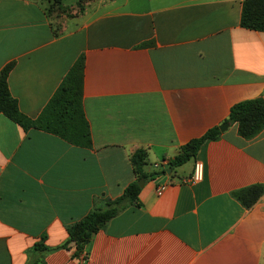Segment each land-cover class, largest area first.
I'll return each mask as SVG.
<instances>
[{
    "label": "crops",
    "instance_id": "obj_1",
    "mask_svg": "<svg viewBox=\"0 0 264 264\" xmlns=\"http://www.w3.org/2000/svg\"><path fill=\"white\" fill-rule=\"evenodd\" d=\"M241 2L86 0L66 4L56 28L40 0H0V68L12 63L18 110L36 117L81 54L91 138L75 146L0 114V264H264V191L247 208L231 195L264 184V127L246 140L228 122L193 158L143 181L138 205L94 232L85 255L59 247L68 225L135 179L136 148L152 169L233 103L264 99V32L239 25Z\"/></svg>",
    "mask_w": 264,
    "mask_h": 264
},
{
    "label": "trees",
    "instance_id": "obj_2",
    "mask_svg": "<svg viewBox=\"0 0 264 264\" xmlns=\"http://www.w3.org/2000/svg\"><path fill=\"white\" fill-rule=\"evenodd\" d=\"M84 1L86 0H76L75 6L78 10L82 9ZM54 3L60 11L64 10L65 12L67 8H70L63 4L62 0H54ZM54 3L52 2V6ZM44 12L46 14L47 8H44ZM239 25L246 29L264 32V0H242ZM11 66L10 62L0 68V114L23 129H39L56 135L69 144L90 147L89 125L82 108V55L79 54L72 62L57 88L34 118H29L18 110L15 99L8 91L6 77ZM224 122L235 123L236 133L243 139L253 138L264 127V99L257 96L233 103L228 109ZM219 133L220 130L216 125L208 128L200 136L182 144L178 148L177 154L168 160L167 168L172 170L193 158L204 140L214 138ZM129 162L135 179L127 183L118 196L104 199L102 205L90 209L80 219L68 225L66 241L59 247H66V243L71 242L73 256L85 255L86 246L94 232L102 229L111 217L128 205H138L139 186L136 184V180L146 181L165 173V169H148L146 167V152L143 148H136L130 154ZM263 191L264 184H252L232 191L231 195L242 207L247 208ZM33 250L46 252L49 249L41 247L40 244H34Z\"/></svg>",
    "mask_w": 264,
    "mask_h": 264
},
{
    "label": "built area",
    "instance_id": "obj_3",
    "mask_svg": "<svg viewBox=\"0 0 264 264\" xmlns=\"http://www.w3.org/2000/svg\"><path fill=\"white\" fill-rule=\"evenodd\" d=\"M168 164L167 159H161L158 162L151 163V168L153 169H165L166 165ZM202 172V165L199 161H194L192 172L189 176L191 180H198L201 177ZM166 183L164 181L158 182L155 184L154 192L156 195H160L162 190L165 188Z\"/></svg>",
    "mask_w": 264,
    "mask_h": 264
},
{
    "label": "rangeland",
    "instance_id": "obj_4",
    "mask_svg": "<svg viewBox=\"0 0 264 264\" xmlns=\"http://www.w3.org/2000/svg\"><path fill=\"white\" fill-rule=\"evenodd\" d=\"M40 2H42L44 8H47L46 15L49 18V20L52 22V24L56 27L59 26V21L63 19V16L66 14H70L71 12L70 8L69 9L67 8L65 12L64 10L60 11L59 9H57L54 0H40ZM52 2L54 3L53 6H52ZM62 2L70 5V4H74L76 0H62Z\"/></svg>",
    "mask_w": 264,
    "mask_h": 264
},
{
    "label": "water",
    "instance_id": "obj_5",
    "mask_svg": "<svg viewBox=\"0 0 264 264\" xmlns=\"http://www.w3.org/2000/svg\"><path fill=\"white\" fill-rule=\"evenodd\" d=\"M227 124H228L227 122H222L221 124L218 125V129H219L220 131H223V130L226 128ZM169 172H170V168H166V173H169ZM142 183H143V180H142V179H138V180H136V184H137L139 187L142 186Z\"/></svg>",
    "mask_w": 264,
    "mask_h": 264
}]
</instances>
